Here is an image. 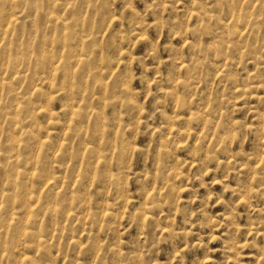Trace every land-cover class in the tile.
<instances>
[{
    "label": "rangeland",
    "instance_id": "obj_1",
    "mask_svg": "<svg viewBox=\"0 0 264 264\" xmlns=\"http://www.w3.org/2000/svg\"><path fill=\"white\" fill-rule=\"evenodd\" d=\"M0 21V264H264V0Z\"/></svg>",
    "mask_w": 264,
    "mask_h": 264
},
{
    "label": "bare ground",
    "instance_id": "obj_2",
    "mask_svg": "<svg viewBox=\"0 0 264 264\" xmlns=\"http://www.w3.org/2000/svg\"><path fill=\"white\" fill-rule=\"evenodd\" d=\"M22 1H23V0H22ZM25 1H26V0H25ZM104 1H105V0H104ZM214 1H215V0H214ZM6 2H7V1H6ZM216 2H217V1H216ZM10 3H11V2H10ZM33 3H34V2H33ZM249 3H250V2H249ZM249 3H247V4L249 5ZM32 6H33V5H32ZM32 6H31V7H32ZM68 6H69V5H68ZM216 6H217V5H216ZM236 6H237V5H236ZM22 8H23V7H22ZM24 8H25V7H24ZM31 9H32V8H31ZM37 9H38V8H37ZM63 11H64V10H63ZM62 13H63V12H62ZM11 14H12V13H11ZM43 14H44V13H43ZM13 15H14V14H13ZM49 15H50V14H49ZM57 15H58V14H57ZM197 15H198V14H197ZM11 16H12V15H11ZM12 17H13V16H12ZM44 17H46V16H44ZM56 18H57V17H56ZM196 18H197V17H196ZM6 19H7V17H6ZM9 19L11 20L12 18H9ZM9 19H8V20H9ZM16 19H17V18H16ZM50 19L52 20V18H50ZM54 19H55V18H54ZM54 19H53L52 21H54ZM14 20H15V19H14ZM16 21H17V20H16ZM43 21H44V20H43ZM52 21H51V22H52ZM0 22H1V21H0ZM13 22H14V21H13ZM13 22H11V26H12V23H13ZM44 23H45V22H44ZM54 23H55V22H54ZM7 24H8V22H7ZM13 24H14V23H13ZM50 24H51V23H50ZM52 24H53V23H52ZM234 24H235V23H234ZM232 25H233V23H232ZM6 26H7V25H6ZM6 26H5V24H4V29L6 28ZM13 28H14V26H13ZM53 29H54V27H53ZM255 30H256V29H255ZM2 31H3V30H2ZM0 32H1V31H0ZM3 33H4V32H3ZM7 34H8V33H7ZM7 34H6V35H7ZM4 35H5V34H4ZM2 36H3V35H2ZM2 36H1V37H2ZM3 38H4V37H3ZM3 38H2V39H3ZM20 38H21V37H20ZM33 38H34V37H33ZM59 39H60V38H59ZM32 40H33V39H32ZM41 40H43V39H41ZM61 40H63V39H61ZM4 41H5V38H4ZM4 41H3V42H4ZM47 41H48V40H47ZM63 41H64V40H63ZM3 42H2V43H3ZM60 43H61V42H60ZM42 44H43V43H42ZM46 44H47V43H46ZM46 44H45V45H46ZM3 45H4V43H3ZM27 45L29 46V44H27ZM27 45H26V47H27ZM47 45H48V44H47ZM211 46H212V45H211ZM26 47H25V48H26ZM48 47H49V46H48ZM48 47H47V48H48ZM45 48H46V47H45ZM30 49H31V48H30ZM27 51H28V50H27ZM25 52H26V50H25ZM81 52H82V51H81ZM14 53H15V52H14ZM45 53H46V52H45ZM45 53H44V54H45ZM2 54H3V53H2ZM67 54H68V53H67ZM3 55H4V54H3ZM27 55H28V53H27ZM29 55H30V54H29ZM34 55H35V54H34ZM68 55H69V54H68ZM9 56H10V55H9ZM13 56H14V55H13ZM15 56H16V55H15ZM31 57H32V56H31ZM76 57H77V56H76ZM76 57H74V58H76ZM1 58H2V55H1ZM12 58H13V57H12ZM12 58H11V60H12ZM42 58H43V57H42ZM7 59H8V58H7ZM76 59H77V58H76ZM11 60H10V61H11ZM20 60H21V59H20ZM28 60H29V59H28ZM14 61H15V60H14ZM17 61H18V60H17ZM46 61H47V59H46ZM74 61H75V60H74ZM82 62H83V61H82ZM15 63H17V62H15ZM21 63H22V60H21V62H20L19 64H21ZM19 64H18V65H19ZM179 67H180V66H179ZM183 67H184V66H183ZM10 69H11V68H10ZM10 69H9V70H10ZM1 70H2V68L0 69V72H1ZM179 71H181V70H179ZM51 72H52V70H51ZM51 72H50V73H51ZM54 73H55V72H54ZM2 74H3V73H2ZM4 74H5V73H4ZM0 76H2V75H0ZM50 78H51V77H50ZM7 79H8V78H7ZM65 79L68 80V78H65ZM92 81H93V80H92ZM6 82H7V80H6ZM0 83H1V82H0ZM3 84H4V86H6L5 83H3ZM40 84H41V83H40ZM98 85H99V84H98ZM0 86H1V85H0ZM100 87H101V86H100ZM1 88H2V87H1ZM9 88H10V85H9ZM59 89H60V88H59ZM1 90H2V89H1ZM70 90H71V89H70ZM236 91H237V90H236ZM236 91H235V92H236ZM13 94H14V93H13ZM63 94H64V93H63ZM85 96H86V95H85ZM46 100H47V99H46ZM49 101H50V100H49ZM46 103H47V102H46ZM49 103H50V102H49ZM26 107H27V106H26ZM15 108H16V107H15ZM22 109H23V108H22ZM17 111H18V109H17ZM80 111H81V107H80L79 112H80ZM18 112H19V111H18ZM62 112H63V111H62ZM92 112H93V111H92ZM72 114H73V113H72ZM48 115H49V114H48ZM191 115H192V114H191ZM73 116H74V115H73ZM192 116H193V115H192ZM80 117H81V116H80ZM89 117H90V116H89ZM13 118H14V117H13ZM52 118H53V117H52ZM12 120H13V119H12ZM34 131H35V130H34ZM37 131H38V130H37ZM27 132H28V131H27ZM22 134H23V133H22ZM37 145H38V144H37ZM42 146H43V145H42ZM37 147H38V146H37ZM41 150H42V149H41ZM40 153H41V151H40ZM43 157H44V156H43ZM4 158H5V157H4ZM4 158H3V160H4ZM39 159H40V158H39ZM26 161H27V160H26ZM11 162H12V161H11ZM42 164H43V163H42ZM9 167H10V166H9ZM17 173H18V171H17ZM21 174H22V173H21ZM18 176H19V175H18ZM10 179H12V178H10ZM57 179H58V178H57ZM60 196H61V195H60ZM27 208H28V206H27ZM27 208H26V210H27ZM142 219H143V218H142ZM52 232H53V231H52ZM0 235H1V234H0ZM36 242H37V241H36ZM41 244H42V242H41ZM14 245H15V244H14ZM26 260H27V259H26ZM25 263H26V262H25Z\"/></svg>",
    "mask_w": 264,
    "mask_h": 264
}]
</instances>
